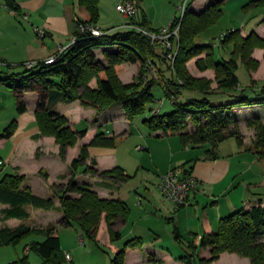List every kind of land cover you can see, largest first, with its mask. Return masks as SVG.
Segmentation results:
<instances>
[{
    "label": "trees",
    "instance_id": "trees-1",
    "mask_svg": "<svg viewBox=\"0 0 264 264\" xmlns=\"http://www.w3.org/2000/svg\"><path fill=\"white\" fill-rule=\"evenodd\" d=\"M6 1L11 9L16 8L13 0ZM140 1L142 0H136L138 4ZM225 2L226 0H214L200 12H195L187 6L181 20L179 38H171L176 51L175 58L171 59L170 52L161 40L153 41L149 35L134 28L115 33H109L101 28L103 30L101 35H94L90 31L81 32L79 29L81 24L97 26L101 16L100 0H78L79 13L73 33L75 41L65 50L58 52L53 62L37 61L32 69L25 68L3 81L12 88L19 113L26 110L24 94L26 92L38 94L36 118L40 134L55 137L60 145V154L64 158L67 148L74 147L78 139L87 134V130L76 129L64 115L53 110L52 105L58 101L71 104L79 100L84 106L104 111L120 104L126 117L132 122L145 112L149 103L154 101L152 88L158 82L151 77L148 78L149 66L152 65L157 73L161 72L160 75L164 77L161 84L175 108L162 113L161 110L154 112L156 108L151 107L150 114L143 121L144 124L153 132L162 131L166 135L180 133L185 144H209L208 156L217 158L219 144L227 139L234 138L239 145H245V136L239 125L242 117L236 108L264 107V84L259 87L253 86L250 93L237 87L240 82L237 74L240 60L250 74L252 83L256 84L257 81L252 75L260 70L262 60L256 58L253 53L257 48L264 49V36H260L254 30L243 35L239 28L224 34L219 39L218 47L220 51L231 47L232 52L228 59L215 57L214 43L197 42V37L202 32L219 22ZM263 5L264 0H250L245 6L253 9ZM83 11L87 12L86 16L81 15ZM138 24L149 31H159L152 29L144 17ZM98 48L103 49L101 57L95 52ZM203 52H207L206 56L197 57ZM195 57L197 58L195 64L200 70L214 69L216 89L211 87L212 80L196 77L188 71L187 62ZM127 62L142 64L139 74L141 78L137 80L138 82L125 83L120 79L123 64ZM93 79L97 81L96 86L91 84ZM186 90L199 91L205 96L191 97L185 102H178V96ZM209 95L215 96L216 100L210 99ZM226 95L228 100H221V96ZM260 116V113H254L246 117L245 121L254 132L251 148L260 158H264V121ZM15 126L13 121L3 130L0 138H9ZM118 139L119 136L108 137L104 132H98L90 145L115 147ZM88 146H83L79 156L73 158L70 179L59 191L61 210L64 213L61 225L76 226L83 236L100 244L98 234L104 218L110 241L116 243L122 238V234L114 226L118 219L122 222L129 219L131 210L128 203L119 198L100 197L88 183L77 182L76 176L79 173H90L127 181L129 175L120 166L101 172L88 166L86 164L89 157ZM82 166L84 168L80 170ZM24 179L25 177L20 175H6L0 182V203L9 205L2 210L4 219L29 217L25 207L27 204L46 210L54 207L53 198H43L22 189ZM31 233L44 236L42 241H34L29 245L30 249L34 248L45 259L44 264H64L68 260L66 252L62 251L56 225L45 228L5 227L0 230V246L15 245ZM174 233L178 239V230L175 229ZM142 245L141 237L136 236L127 240L123 247L117 249L111 264H127V248ZM191 245L192 252L187 258L188 263L201 248L209 254L207 257H199L200 264H210L218 260L224 252L248 257L251 264H264V197L245 201L239 210L220 219L217 231L205 234L199 245L195 243ZM17 263L30 264L25 257L20 258Z\"/></svg>",
    "mask_w": 264,
    "mask_h": 264
},
{
    "label": "crops",
    "instance_id": "crops-1",
    "mask_svg": "<svg viewBox=\"0 0 264 264\" xmlns=\"http://www.w3.org/2000/svg\"><path fill=\"white\" fill-rule=\"evenodd\" d=\"M13 1L16 5L15 9H11L6 4V0H0L2 4L0 7V134L13 121L16 124L9 138H0V182L6 175L24 176L21 188L43 198H53L54 207L46 210L27 204L25 207L29 217L4 219L2 210L9 205L0 203V230L5 227L44 228L52 224L61 225L64 213L61 210L59 191L69 181L68 175L73 158L79 156L81 148L85 145H89V157L86 160L88 166L99 172L120 166L129 175L128 180L132 177L131 174L134 178H139L140 187L144 188L146 193H151L152 187L159 191L158 184L161 176L170 169L183 167L192 172L198 179V186L191 192L189 203L175 207L168 201L171 205L168 207L169 214L172 215L174 232L175 229L179 232L178 239L186 236L193 239L197 245L205 234L217 231L223 216L239 210L245 201L264 197V158H260L251 148V137L249 142L245 137L243 146L239 145L234 138L221 142L218 147V157L210 158L207 154L209 144H185L180 133L166 135L162 131L153 132L146 124L135 129L134 121L128 120L120 104L99 111L97 108L84 106L79 100L71 104L61 101L54 103L53 110L64 115L76 129L87 130V134L80 137L74 147L67 148L63 158L55 137L40 134L36 118L38 94L26 92L24 94L26 110L19 113L16 96L12 88L3 80L22 72L27 62L46 60L72 44L79 13L78 0ZM121 1L109 0L108 9H105L104 0H100L101 16L97 26L109 33L129 28L127 23L131 20L116 10V5ZM185 1L191 10L200 12L214 0H142L139 2L140 15L135 21L138 23L144 17L152 29L160 31L179 13V7ZM228 1L226 0L225 4ZM81 15L86 16L87 12L83 11ZM260 15L264 13L261 12ZM253 30L260 36H264V22H260ZM207 31L201 34H206ZM40 32L44 35L41 36ZM241 32L243 35L248 34L242 30ZM102 50L98 48L95 52L101 57ZM253 55L262 60L260 70L252 75L257 81L255 84L257 87L264 83V76L260 73H264L262 69L264 49H255ZM196 59L188 63L189 66L192 64L191 68L189 67L191 74L196 77L204 75L212 77L208 74L210 71H202L196 66ZM127 66L133 68L130 80L132 81L139 71V63H124L122 72ZM213 76L215 77L214 73ZM250 79L252 81L251 76ZM94 85H97V81ZM261 108L263 107L258 106L254 110ZM243 109L245 107L236 108V111L241 113ZM98 132H104L108 137L119 136L116 146L90 145ZM129 140L132 142L131 148L122 149L124 142ZM229 140L234 142L227 143ZM260 165L263 167L261 168ZM76 181L88 183L102 198H119L124 201L127 199L120 192V187L127 181L84 173L77 174ZM139 201L142 202L141 198ZM162 204L166 206L165 201ZM48 215L50 218L47 217ZM129 221L130 217L126 222L118 219L114 227L122 234L123 227ZM101 230L104 231L108 244L116 252L119 241L111 243L104 218L101 221ZM33 237L37 238L34 241L44 239L42 234L37 233H31L26 238ZM151 238L156 243L161 240V236L156 234ZM81 240L84 241L83 237H80ZM15 245H1L0 252L3 253L6 250L4 248ZM29 249V245L26 244L25 251ZM190 253L186 257H173L168 251L160 250L155 246L147 249L141 246L127 249L126 263L200 264L199 257H207L209 254L208 251L200 248L188 263L187 258ZM13 258L12 255L10 259ZM8 261L5 263H10ZM210 264H251V260L237 253L224 252L218 260Z\"/></svg>",
    "mask_w": 264,
    "mask_h": 264
},
{
    "label": "rangeland",
    "instance_id": "rangeland-1",
    "mask_svg": "<svg viewBox=\"0 0 264 264\" xmlns=\"http://www.w3.org/2000/svg\"><path fill=\"white\" fill-rule=\"evenodd\" d=\"M249 1L250 0H229L223 7V14L219 22L209 28L206 34L199 35V37H197V42L199 43L201 41H205L214 43L215 57L221 59H228L231 56V47H227L220 51L217 45L219 43L218 40L222 38L224 34L237 28H240L246 33H250L253 29L258 27L260 22L263 21L262 19L264 15H260V13H264V5L261 7H256V10L252 8L249 9L245 6ZM104 3L106 5L105 9H108L109 0H104ZM206 54L207 52H203L202 56L204 57L206 56ZM195 58H192L187 62L186 66L189 72V69L191 68L192 64L189 66L188 63H192ZM141 68L142 64L139 63V71L137 75L134 76L132 81L130 80L132 78L131 73L133 71V68H130L128 66L126 67L124 72H121V75L119 77L123 82H138L141 78L139 76ZM262 69H264V67ZM206 71H210L208 72V74L212 75V77H209L207 75H204L202 77L205 79L212 80L211 87L213 89H216L217 82L215 80V77L213 76V73L215 74L214 69L207 68ZM160 73L159 71L157 73V71L152 70H149L148 72V78L151 77L156 82H158L152 88L154 101L146 106V110L143 114L138 115L134 119L133 126H135V129L140 128V126L144 125L143 121L150 114L151 107H160L162 113L170 112L175 108L174 103L171 102V100L168 98V96H166L164 92V87L161 84L164 81V77H162ZM260 73L264 76L263 72ZM237 74L240 80L239 85L237 87L239 89H245L247 93H250L252 87L256 85H253L250 79V74L248 73L242 60H240L239 62ZM93 81L94 83H92ZM95 81L96 79H93L91 82L93 86H96L94 85ZM262 84L264 83L262 82ZM262 84H259V86H262ZM204 96L205 94H203L202 92L186 90L178 96V102H185L191 97L202 98ZM209 96L210 99L216 100L215 96ZM221 97V100H228V97L226 96ZM161 100H164L163 103L161 102ZM255 107L258 106L245 107V109L242 110L243 112H238L240 114V117H242L241 124H239L240 129L242 133H244V136L248 138V142L250 137L253 138L254 132L250 127H248L247 123H245L244 118L252 116L254 113H260V117L264 121V107L259 110H254ZM229 141L227 143L234 142V140ZM131 146L132 142L131 140H129L128 142H124L122 149H126L128 147L129 150ZM260 167L262 168L263 165H260ZM83 168L84 166L80 167V170H82ZM131 176L132 177L120 187V192L122 196L127 198L125 200L128 203L131 212L130 221L127 225L123 227L122 238L119 240L117 245L119 247H123L127 240L138 236L141 237L143 244L142 246L146 249L155 246L160 250L168 251L173 255V257H186L187 255H189L188 253H190V251L192 252L191 244L194 243L193 239L188 238L186 236H182L181 239L175 238L174 225L173 221L171 220L172 215L169 214L170 208L168 207L171 206L169 203L170 201L163 197L158 191V189H155L152 186L151 193H146L144 191V188L142 189L140 187L139 178H134L133 174H131ZM68 177L70 179V174L68 175ZM140 198L142 200L141 203L139 201ZM164 201L166 206L162 204ZM47 217L50 218V215H48ZM52 225H56L58 227L63 253L68 251L72 255V259L66 260L64 264H111V259L115 254V249L111 247L110 244H108V242L106 241L107 238L104 235L103 230H99L100 244H97L96 242L83 236L82 232L76 226L67 228L59 224ZM155 234L157 236H161V240L157 241L158 243L152 241L151 236ZM80 237L85 238H83L84 242L80 241ZM34 240H37V238L33 237L29 239L23 237L18 243H16L17 246L15 245L9 248H4L6 249L5 252H0V264H7L5 263L7 262V260H9L8 262L10 263L16 262L19 259V256L21 258L25 257L30 264H44L45 259L40 254H38L34 248L29 249L27 252L25 251L26 244L30 245L31 242H34ZM138 247L141 246L128 247L127 249H135ZM12 255L14 256V258L11 260L10 258L12 257ZM131 257L132 256H130V258Z\"/></svg>",
    "mask_w": 264,
    "mask_h": 264
},
{
    "label": "built area",
    "instance_id": "built-area-1",
    "mask_svg": "<svg viewBox=\"0 0 264 264\" xmlns=\"http://www.w3.org/2000/svg\"><path fill=\"white\" fill-rule=\"evenodd\" d=\"M0 3V7H1ZM187 2L185 1L179 7V13L175 15L170 23L163 28H161L158 32L149 31L141 25H139L135 19L139 14V4L136 0H122L116 5V10L123 15L124 17L130 19L131 21L127 23V27L134 28L139 31L144 32L145 34L149 35L153 41L161 40L164 44L165 48L170 52L169 58L174 59L176 56V51L174 50L173 40L172 37L178 39L179 38V29L181 26V20L183 15L187 9ZM79 29L81 32L90 31L94 35H101L103 34V30L99 26H93L91 24L85 23L79 25ZM40 35H44L43 32H40ZM75 41V37L73 42ZM63 51V50H61ZM60 51V52H61ZM56 54L49 57L45 61L47 63H51L55 60ZM37 62L31 61L25 64L26 69H32ZM149 69L152 71H156L155 68L151 65ZM164 100H161L163 103ZM161 108L154 109V112L160 111ZM1 163V161H0ZM198 186V179L197 177L183 167H176L170 169L166 173L162 174L161 179L158 184V188L160 193L169 200L175 207H180L183 205H187L189 203V198L191 192L196 189ZM83 242V240H81ZM66 258L68 260L72 259V255L70 252H66ZM8 264H19L17 262L8 263Z\"/></svg>",
    "mask_w": 264,
    "mask_h": 264
}]
</instances>
